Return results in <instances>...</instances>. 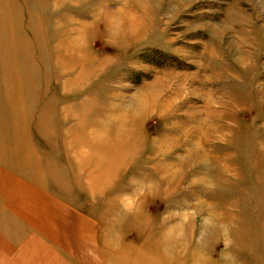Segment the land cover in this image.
Segmentation results:
<instances>
[{"label": "rangeland", "instance_id": "1", "mask_svg": "<svg viewBox=\"0 0 264 264\" xmlns=\"http://www.w3.org/2000/svg\"><path fill=\"white\" fill-rule=\"evenodd\" d=\"M0 229L5 264H264V0H0Z\"/></svg>", "mask_w": 264, "mask_h": 264}, {"label": "crops", "instance_id": "2", "mask_svg": "<svg viewBox=\"0 0 264 264\" xmlns=\"http://www.w3.org/2000/svg\"><path fill=\"white\" fill-rule=\"evenodd\" d=\"M81 33V32H80ZM74 37H82L81 35H77ZM89 40L86 42L88 43ZM66 42V40H65ZM86 47H89L86 45ZM22 233L19 231L18 233H12L10 232H3V230L0 229V264H5L7 262L8 254L9 255H16V254H22L21 250L17 251V247L21 246L23 242L21 241ZM19 245V246H18ZM9 247V249H8ZM15 258V257H14ZM22 258L19 259V261ZM16 260V258H15Z\"/></svg>", "mask_w": 264, "mask_h": 264}, {"label": "bare ground", "instance_id": "3", "mask_svg": "<svg viewBox=\"0 0 264 264\" xmlns=\"http://www.w3.org/2000/svg\"><path fill=\"white\" fill-rule=\"evenodd\" d=\"M74 43V42H73ZM123 133V132H122ZM125 135V134H124ZM120 153V152H119ZM168 174V173H167Z\"/></svg>", "mask_w": 264, "mask_h": 264}]
</instances>
